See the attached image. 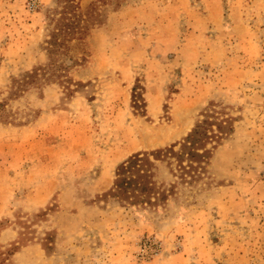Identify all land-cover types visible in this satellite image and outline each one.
Segmentation results:
<instances>
[{
    "label": "rangeland",
    "instance_id": "374dc122",
    "mask_svg": "<svg viewBox=\"0 0 264 264\" xmlns=\"http://www.w3.org/2000/svg\"><path fill=\"white\" fill-rule=\"evenodd\" d=\"M63 3L0 0V264H264V0H74L96 19L17 87ZM205 114L233 129L195 180L159 162L165 202L106 195Z\"/></svg>",
    "mask_w": 264,
    "mask_h": 264
},
{
    "label": "trees",
    "instance_id": "16d2710c",
    "mask_svg": "<svg viewBox=\"0 0 264 264\" xmlns=\"http://www.w3.org/2000/svg\"><path fill=\"white\" fill-rule=\"evenodd\" d=\"M59 17L50 38L47 40L50 62L28 72L17 82V87L37 82L42 75H53L58 70V56L62 54L68 41L87 29L88 22L96 19L94 8L88 15L78 10L74 0H63ZM136 97V96H135ZM135 101V99H134ZM137 107L140 102L135 101ZM233 129L231 116L219 118L205 114L198 120L192 130L180 141L166 147L138 151L119 163L115 169V177L106 195L121 203L132 205L156 206L165 202L174 192L175 186H167L157 180L159 162H165L169 172L183 182H191L206 170L213 149L224 134ZM213 144L208 146L210 143ZM197 171V172H196Z\"/></svg>",
    "mask_w": 264,
    "mask_h": 264
},
{
    "label": "bare ground",
    "instance_id": "6f19581e",
    "mask_svg": "<svg viewBox=\"0 0 264 264\" xmlns=\"http://www.w3.org/2000/svg\"><path fill=\"white\" fill-rule=\"evenodd\" d=\"M141 135L143 136L142 138H144V137H145V133H142Z\"/></svg>",
    "mask_w": 264,
    "mask_h": 264
}]
</instances>
